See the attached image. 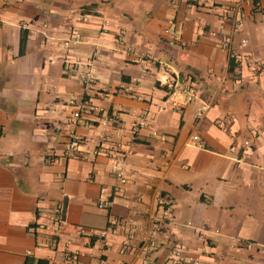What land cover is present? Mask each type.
<instances>
[{"label":"crops","instance_id":"obj_1","mask_svg":"<svg viewBox=\"0 0 264 264\" xmlns=\"http://www.w3.org/2000/svg\"><path fill=\"white\" fill-rule=\"evenodd\" d=\"M235 1L0 0V264H141L119 251L123 227L85 229L114 217L146 226L161 195L171 215L151 257L164 259L176 241L201 264H264V0L241 1L228 48L209 33L221 21L230 32L222 12ZM83 5L94 12L82 20ZM72 28L83 41L78 68L65 71L59 43ZM96 48L101 58L83 84L78 74ZM78 108L86 110L72 121ZM142 112L148 125L132 129ZM72 131L80 141L69 153ZM111 154L127 179L99 208ZM67 247L72 261L62 258Z\"/></svg>","mask_w":264,"mask_h":264},{"label":"built area","instance_id":"obj_2","mask_svg":"<svg viewBox=\"0 0 264 264\" xmlns=\"http://www.w3.org/2000/svg\"><path fill=\"white\" fill-rule=\"evenodd\" d=\"M241 1L237 0L233 4L226 5L224 7V10L222 12V17L227 18L229 22L231 23L232 27L230 28V32L224 31V25L223 22H219L217 25L216 30H210V35L218 36V46L221 48H228L229 47V38L230 33H232V28L234 26L239 25L240 23V9H241ZM80 19H85L86 15L84 13H80L78 15ZM106 21H104L105 23ZM105 30V29H103ZM165 31L172 33L175 32L172 29H165ZM122 38L123 34L122 31L119 30L115 34V43L117 45H122ZM83 41L82 34L80 31L76 28H72L70 30V33L65 38L61 39L59 43V49L62 54V58L66 64L64 66V70L68 71L70 68H78L76 66L77 61L75 58H72L75 56L77 51V45ZM246 39L242 38L241 42H245ZM101 58V52L99 49H95L93 58H91L90 62L88 63V67L86 70L81 71L78 76L79 79L83 84H87L91 81L93 78V69L92 64L93 60L99 61ZM182 89L185 91V102L190 101L193 96V85L191 83H187L185 86L182 87ZM207 108L206 103H201L199 107L194 112V119L198 120L202 117L203 113L205 112ZM92 109L96 112H100L101 109L96 106H92ZM86 110V109H85ZM84 108H78L72 111L71 113V119L72 121H77L81 117V113L85 111ZM108 116L106 114H103L101 116L100 122L102 124H106L108 121ZM149 123L148 119L146 118V113H140L137 116H135L134 120L131 123L132 129H137L139 127L147 126ZM219 125L224 128V122L222 120H218ZM152 135H156V130H151ZM191 141L198 145L203 146V142L201 138L199 137L197 132H192L190 135ZM80 140V137L77 133L74 131L70 132L67 138V142L65 144L66 151L69 153L75 152L77 148V144ZM246 143V141H244ZM109 163H110V172L113 176V182L110 185L109 188H106L104 186H99L97 191V196L95 199V205L99 208H104L108 205L110 195L116 193L119 191L122 184L125 183L127 177L124 173L123 167L121 165L120 159L117 155L111 154L109 155ZM158 204H159V212L154 213L150 217L149 224L146 226H137L136 222H132L131 220L124 219V218H118L114 217L109 221V223L102 228H87L85 229L87 231L88 236H104L108 229H110L111 225L116 224L119 227H123L125 229L122 239L119 244V251L121 252H133L136 254V256L140 259L141 264H201V262L198 259L191 258V257H184L181 254V245L179 242L173 241L170 243V252L168 253V256L164 259L157 260L150 256L151 249L157 245L156 240V232L164 226L166 221L170 218L171 210L168 205V198L165 195H161L158 198ZM61 218V206L55 205L53 207V214L52 219L57 225ZM116 226V227H117ZM54 243V242H53ZM75 251L71 250L70 248H64L62 252V258L64 260L72 261L73 257L75 256ZM92 264H104L103 261L97 260L94 261Z\"/></svg>","mask_w":264,"mask_h":264},{"label":"trees","instance_id":"obj_3","mask_svg":"<svg viewBox=\"0 0 264 264\" xmlns=\"http://www.w3.org/2000/svg\"><path fill=\"white\" fill-rule=\"evenodd\" d=\"M80 12L81 13H85V12H94L92 5H83L80 8ZM24 40V31L21 29V34H20V44H22ZM64 68V67H63ZM80 141V140H79ZM79 143V142H78ZM78 145V144H77Z\"/></svg>","mask_w":264,"mask_h":264}]
</instances>
